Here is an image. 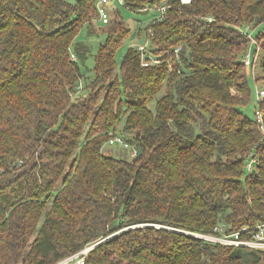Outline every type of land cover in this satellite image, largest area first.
Returning <instances> with one entry per match:
<instances>
[{"label":"trees","instance_id":"16d2710c","mask_svg":"<svg viewBox=\"0 0 264 264\" xmlns=\"http://www.w3.org/2000/svg\"><path fill=\"white\" fill-rule=\"evenodd\" d=\"M110 2L102 22L97 0H0V264H53L98 240L83 264H264V248L188 233L249 239L264 223V134L241 109L245 27L264 81V0ZM162 2L145 49L117 62L134 33L116 5ZM96 22L108 36L83 75L88 48L73 39ZM256 108L264 125V99ZM115 136L136 153L104 154Z\"/></svg>","mask_w":264,"mask_h":264},{"label":"rangeland","instance_id":"374dc122","mask_svg":"<svg viewBox=\"0 0 264 264\" xmlns=\"http://www.w3.org/2000/svg\"><path fill=\"white\" fill-rule=\"evenodd\" d=\"M110 6H112V2L108 3ZM118 8L119 16L121 20H123L131 29V33H134V35H129L128 37L123 38L122 43L120 47L117 49L115 57L116 61L119 62L121 59V56L123 53L131 46V44H139L143 43L145 39V29L149 22L151 21L152 17L157 14V11L153 8H150L146 11H134L130 10L125 6L122 5H116ZM88 26L86 23L82 24L78 31L76 32L73 41L74 42H81L84 43L88 48V53L85 58V60L80 64V69L83 73V75H92L93 74V56L98 51L100 43H103L107 36H108V30L106 29V25L96 22L91 26ZM141 29L140 37L138 36V30ZM250 29V28H249ZM138 40H137V39ZM255 44H249L248 50L246 53H249V55L253 56V49ZM257 49V50H256ZM256 55L253 63V70L249 74V83L252 87V97L250 102L244 106L241 107L244 113H246L249 116H254L255 107L257 105L256 102V88L261 83H264V81L258 80V82H254V76H257L258 74H263V68H262V58L260 53V48L256 46ZM117 69H115L116 72ZM255 72V75L253 73ZM160 92H158L159 95ZM233 93H235L233 91ZM158 97V96H157ZM155 98L149 102V106L152 108L154 104ZM123 129V123H119L117 126V130ZM127 132L123 131L125 134H132L133 131L128 132L130 130H126ZM139 133V132H138ZM139 134L137 132L135 133V137L137 138ZM133 145L131 146H124L122 144H119L118 142L113 143H107L105 142L102 145L101 151L104 154H114L116 156H121L123 154L127 153L129 154V150Z\"/></svg>","mask_w":264,"mask_h":264},{"label":"built area","instance_id":"2783aa9c","mask_svg":"<svg viewBox=\"0 0 264 264\" xmlns=\"http://www.w3.org/2000/svg\"><path fill=\"white\" fill-rule=\"evenodd\" d=\"M112 0H97V10H98V18L102 21V22H107L109 17V12L106 9V4L108 2H110ZM120 3L123 4V0H117ZM182 3H186L189 2L190 0H180ZM168 3L166 2H162L161 4L155 5L153 6V9H155L157 11V18H161L164 15L165 9L167 8ZM210 19V18H209ZM243 32H247V35L250 37V44H254L255 43V39L254 37L251 35V31L249 29V27H245L242 29ZM138 49L143 51L146 47V43H139L138 44ZM180 45L176 46L174 49V55L177 56V52L180 50ZM148 57V58H146ZM254 59H255V54H253V56L251 57L249 55V53H246L245 56L242 58L243 63L246 65V68L249 69V73H251V71L253 70V63H254ZM162 61V59H157L154 58L153 56H149L147 54H143L142 55V60H141V64L145 65L148 63H152V62H160ZM167 65L168 67H172L173 65V59H167ZM254 75L255 72L253 71ZM264 99V83H261L260 85L257 86L256 88V102L258 103L259 101ZM255 116L257 118V120L260 122V129L261 132L264 134V125L262 123V111L259 110L258 108L255 109ZM113 142H118L119 144H122L124 146H128V143L125 142L121 136H115V137H111L107 143H113ZM130 153L134 154L136 153V150L131 148L130 149ZM255 155L253 153H248L247 154V162H246V166L248 168H250L253 163L255 162ZM215 229L219 230L218 227H216ZM191 233L193 235H196L198 237H201L203 239H206L208 241H212V242H220L223 244H228V245H245V246H250V247H255V248H264V223H259L255 226V230L253 231V233L251 234V237L249 239H241L239 237V231L238 232H233V233H223V234H210V233H200V232H188ZM100 240L92 242V243H88L86 245H84L80 250L67 255L65 257H62L60 259H58L56 262H54L53 264H83L84 263V259H85V255L87 254L88 250H90L96 243H98Z\"/></svg>","mask_w":264,"mask_h":264},{"label":"water","instance_id":"95a60500","mask_svg":"<svg viewBox=\"0 0 264 264\" xmlns=\"http://www.w3.org/2000/svg\"><path fill=\"white\" fill-rule=\"evenodd\" d=\"M246 72H247V73L249 72V69H248V68H246ZM137 134H138V132H137ZM128 193H129V190H127V191L125 192V194H124V197H123V200H124V201H125V199L127 198Z\"/></svg>","mask_w":264,"mask_h":264}]
</instances>
